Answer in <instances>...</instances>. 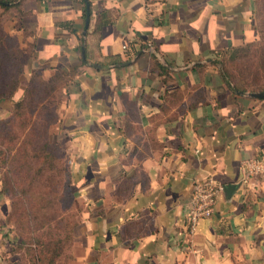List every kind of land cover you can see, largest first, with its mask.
I'll return each instance as SVG.
<instances>
[{
    "label": "crops",
    "instance_id": "1",
    "mask_svg": "<svg viewBox=\"0 0 264 264\" xmlns=\"http://www.w3.org/2000/svg\"><path fill=\"white\" fill-rule=\"evenodd\" d=\"M255 8L20 0L25 78L64 80L50 134L78 204L69 264H264V171L242 183L246 162L264 164V93L235 89L222 65L255 41ZM207 177L236 189L190 235L192 185Z\"/></svg>",
    "mask_w": 264,
    "mask_h": 264
},
{
    "label": "rangeland",
    "instance_id": "2",
    "mask_svg": "<svg viewBox=\"0 0 264 264\" xmlns=\"http://www.w3.org/2000/svg\"><path fill=\"white\" fill-rule=\"evenodd\" d=\"M255 3L256 39L248 51L225 63L231 75L244 78L249 87H264V0ZM16 4L17 0H8V6ZM18 25L16 9L0 7V92H7L18 80L21 63L23 67L28 62L25 68L30 65L29 56L22 53L19 57V45L25 48ZM25 77L23 67L19 85L0 100V261L69 264L66 238L78 204L65 148L50 134L55 115L52 105L59 97L53 96L49 105L41 106L40 99L46 98L43 93L24 96L30 79Z\"/></svg>",
    "mask_w": 264,
    "mask_h": 264
},
{
    "label": "trees",
    "instance_id": "3",
    "mask_svg": "<svg viewBox=\"0 0 264 264\" xmlns=\"http://www.w3.org/2000/svg\"><path fill=\"white\" fill-rule=\"evenodd\" d=\"M17 2H18V4L10 7V6H8V0H0V7L5 11L12 9V8H15L17 11V14H18V22H19V20L21 19L22 11L20 9V0H17ZM26 36H27V32H24L23 33V39L24 40H25ZM252 45H253V43H249V44L243 45L241 47L231 49L224 56V58L222 60L223 71H224V75L227 78V81L230 82L234 86L235 89L240 90V91H252V92L257 91V92L264 93V87H262L261 85L256 86V87H249L250 85L245 82L244 78H239V77L235 78L234 76L231 75L230 71H228L226 68V63H225L226 59L234 61L235 59L238 58L239 54L245 53L246 51H248L252 47ZM24 48L25 49L21 48L19 45V47H18L19 57L22 55V53L26 54L29 57H32L34 54V45L32 43H27V46ZM21 64L18 67V71H17V75H16V76H18V80L13 81L12 86L9 87V90L7 92L6 91L0 92V100L10 96L11 95L10 89L12 88V90H14L15 87L19 85L21 77L23 76V67ZM61 74H62L61 72L56 71V74L54 75V77H52L49 81H45V80H43L41 74L38 71H33L29 81L27 82V84L24 87V91H25V92L23 91L24 96H26L29 93L32 96L33 95L40 96V94L43 93V94H41V96L46 97V98H45V101H44V98L40 99L41 106H43V104L49 105L48 102L51 103L50 99L53 96H57L56 91H57L59 85L62 82H64V80L61 79ZM36 84L38 85L37 87L35 86ZM4 87H5V85H4ZM21 102H23V99ZM58 102H59V99H58ZM58 102L53 103V105H52V107L55 105L54 106L55 108H53L55 115H54V119L50 122L49 126L54 124L57 120L56 108H57ZM20 106L21 105L19 104V108H20ZM60 143L63 144L61 140H60ZM52 152H54V151L52 150ZM68 172H69V169H68ZM76 218H77V215L74 217V219H76ZM74 223H75V221H73L72 228L67 233V238H66V240H68L67 246H69L71 243L72 231H73V227L75 225ZM67 249H69V248L66 247V251H67Z\"/></svg>",
    "mask_w": 264,
    "mask_h": 264
},
{
    "label": "built area",
    "instance_id": "4",
    "mask_svg": "<svg viewBox=\"0 0 264 264\" xmlns=\"http://www.w3.org/2000/svg\"><path fill=\"white\" fill-rule=\"evenodd\" d=\"M146 6L164 3L167 0H143ZM246 173L242 180L247 184L249 180L264 171V164L261 160L248 161L245 163ZM223 186L214 178L207 177L196 181L192 185V192L189 203L186 207V227L192 235L198 223L213 215L218 196L222 193Z\"/></svg>",
    "mask_w": 264,
    "mask_h": 264
},
{
    "label": "water",
    "instance_id": "5",
    "mask_svg": "<svg viewBox=\"0 0 264 264\" xmlns=\"http://www.w3.org/2000/svg\"><path fill=\"white\" fill-rule=\"evenodd\" d=\"M256 96V95H255ZM259 97H264V95H258ZM236 189V186L235 185H226L224 188H223V191L227 194V195H230L232 194V192Z\"/></svg>",
    "mask_w": 264,
    "mask_h": 264
}]
</instances>
